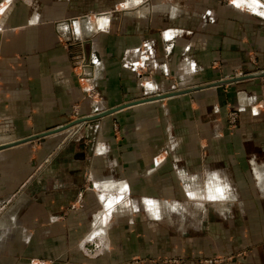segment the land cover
<instances>
[{"label": "crops", "instance_id": "crops-1", "mask_svg": "<svg viewBox=\"0 0 264 264\" xmlns=\"http://www.w3.org/2000/svg\"><path fill=\"white\" fill-rule=\"evenodd\" d=\"M263 6L0 0V264H264Z\"/></svg>", "mask_w": 264, "mask_h": 264}, {"label": "water", "instance_id": "water-1", "mask_svg": "<svg viewBox=\"0 0 264 264\" xmlns=\"http://www.w3.org/2000/svg\"><path fill=\"white\" fill-rule=\"evenodd\" d=\"M264 74V72H261V73H256V74H252V75H247L246 77H249V76H260V75H263ZM234 79H236V78H234ZM226 81L224 80V81H221V82H214L213 84H222V83H225ZM178 91H184V90H178ZM172 93H175V92H169V93H167V94H159L158 96H154V97H152V98H160V97H164V96H168V95H170V94H172ZM152 98H146V99H152ZM139 101H142V100H139ZM131 103H135V102H131ZM130 103V104H131ZM125 105H128V104H125ZM125 105H122V106H125ZM122 106H119V107H122ZM116 108H113V109H110V110H108L107 112H103V113H101V114H97L96 116H89V117H85V118H80V119H78V120H75V121H73V122H70V123H68V124H65V125H63V126H61V127H59V128H56V129H53V130H48V131H46V132H43V133H40V134H36V135H33V136H30V137H28V138H24V139H22V140H18V141H16V142H13V143H10V144H2V145H0V149L1 148H4V147H7V146H10V145H13V144H17V143H20V142H23V141H28V140H31V139H34V138H37V137H40V136H43V135H46V134H50V133H52V132H58V131H62V130H64V129H66V128H69V127H71L72 125H74L75 123H79V122H82V121H85V120H91V119H93V118H96V117H98V116H101V115H104V114H106V113H108V112H112L113 110H115Z\"/></svg>", "mask_w": 264, "mask_h": 264}, {"label": "built area", "instance_id": "built-area-1", "mask_svg": "<svg viewBox=\"0 0 264 264\" xmlns=\"http://www.w3.org/2000/svg\"><path fill=\"white\" fill-rule=\"evenodd\" d=\"M85 117H87V116L81 115L77 112V113H75L74 120H78L80 118H85ZM239 120H240L239 111L236 108H229L228 116H227L228 125L231 128H235L239 125ZM86 121L87 120L82 121L77 126H73L71 131L69 132V135H72V136L75 135L81 129L82 124Z\"/></svg>", "mask_w": 264, "mask_h": 264}, {"label": "rangeland", "instance_id": "rangeland-1", "mask_svg": "<svg viewBox=\"0 0 264 264\" xmlns=\"http://www.w3.org/2000/svg\"><path fill=\"white\" fill-rule=\"evenodd\" d=\"M260 2H261V4L262 5H264V0H259ZM263 8H264V6H263ZM81 122H79V123H75L74 125H72L71 126V128L73 127V126H77L78 124H80ZM107 212V211H106ZM106 216V215H105ZM173 216L174 217H176V214H173ZM187 227H191V226H187ZM175 230V229H174ZM159 260H161V259H164V260H166V261H169V262H176V258H174V257H168V258H165V257H160V258H158Z\"/></svg>", "mask_w": 264, "mask_h": 264}, {"label": "bare ground", "instance_id": "bare-ground-1", "mask_svg": "<svg viewBox=\"0 0 264 264\" xmlns=\"http://www.w3.org/2000/svg\"><path fill=\"white\" fill-rule=\"evenodd\" d=\"M256 2V1H255Z\"/></svg>", "mask_w": 264, "mask_h": 264}]
</instances>
